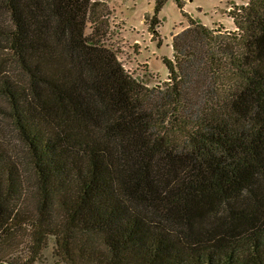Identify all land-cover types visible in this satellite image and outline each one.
<instances>
[{
  "label": "trees",
  "instance_id": "trees-1",
  "mask_svg": "<svg viewBox=\"0 0 264 264\" xmlns=\"http://www.w3.org/2000/svg\"><path fill=\"white\" fill-rule=\"evenodd\" d=\"M173 1L188 26L148 87L109 0H0V264L50 238L61 264H264V0L235 30Z\"/></svg>",
  "mask_w": 264,
  "mask_h": 264
},
{
  "label": "rangeland",
  "instance_id": "rangeland-1",
  "mask_svg": "<svg viewBox=\"0 0 264 264\" xmlns=\"http://www.w3.org/2000/svg\"><path fill=\"white\" fill-rule=\"evenodd\" d=\"M182 1L186 2L185 10L193 18L198 17L208 25L212 23L214 29L227 30L225 29L226 25H218L220 22L216 21V17L224 18L226 24H229V19L225 17L227 13L229 14V8L239 7L241 5L234 3L243 4L248 0H222L220 6L218 5L220 0ZM109 5L115 10V13L111 16V30L106 37V44L116 52L123 67L134 78L148 85V87L168 81L167 69L162 58H172L169 38L172 40V35L182 29L181 24L183 27L188 26L187 19H183L176 3L172 0L166 1L159 14L161 23L160 30L158 28L161 38L160 46L157 45V41L151 39L147 33L148 30L145 33L142 32L145 28L143 14L153 13L154 0H109ZM216 6L218 10H216ZM180 19L184 20L181 24L178 23ZM91 29V24L88 23L86 33L89 34ZM16 143H18L17 140ZM55 247V239L50 238L48 246L42 250L40 259L36 264H61L54 251Z\"/></svg>",
  "mask_w": 264,
  "mask_h": 264
},
{
  "label": "crops",
  "instance_id": "crops-1",
  "mask_svg": "<svg viewBox=\"0 0 264 264\" xmlns=\"http://www.w3.org/2000/svg\"><path fill=\"white\" fill-rule=\"evenodd\" d=\"M173 1V0H172ZM234 2V1H233ZM247 2V1H246ZM246 2H244L243 4L241 3V4H238V3H234L235 5H244V4H246ZM185 4H186V2H184V11L186 12V10H185ZM222 4V0H220L219 2H218V5L220 6ZM217 5V6H218ZM215 7L216 8V10H218V7ZM215 10V9H214ZM114 13H115V10H114ZM147 13H150V12H147ZM161 13V12H160ZM186 13H188V12H186ZM146 14V13H145ZM150 14H153V13H150ZM189 14V13H188ZM226 14V13H225ZM215 15H216V13H215ZM189 16H191L192 17V15H190L189 14ZM222 16V15H221ZM143 17H144V14H143ZM183 17V19H185L184 18V16H182ZM227 19H229V21H230V23L229 24H226V22H225V20H224V18L223 19H221L220 17H216V21L217 22H220V23H218V25H220V24H223V25H226V28L225 29H227V30H235L236 28H235V26H234V23H233V19H232V17L227 13L226 14V16H225ZM193 18V17H192ZM183 19H180V21L178 22L179 24H181V23H183L184 22V20ZM194 19H196V20H199L203 25H205V26H207V27H210V28H212V23L210 24V25H208L207 23H205V22H202V20H200V18H198V17H196V18H194ZM186 20V19H185ZM212 21H214V20H212ZM143 23H144V27L146 28V30H145V28L142 30V32L143 33H145V31H147L148 30V27H147V24L144 22V19H143ZM160 25H161V23H160ZM181 26H182V29H184V28H186V27H183V24H181ZM160 27L161 26H159V30H160ZM181 29V30H182ZM180 30V31H181ZM180 31H177V32H180ZM177 32H175V34L177 33ZM147 33L149 34V32L147 31ZM150 35V34H149ZM169 41H170V44H171V47H172V40H170V38H169ZM170 54H172V49H170ZM167 74H168V72H167Z\"/></svg>",
  "mask_w": 264,
  "mask_h": 264
},
{
  "label": "built area",
  "instance_id": "built-area-1",
  "mask_svg": "<svg viewBox=\"0 0 264 264\" xmlns=\"http://www.w3.org/2000/svg\"><path fill=\"white\" fill-rule=\"evenodd\" d=\"M231 10V8H229V11Z\"/></svg>",
  "mask_w": 264,
  "mask_h": 264
}]
</instances>
